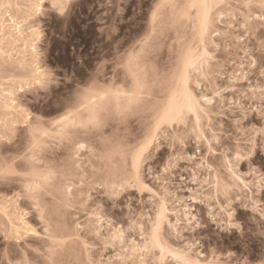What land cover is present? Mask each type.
I'll use <instances>...</instances> for the list:
<instances>
[{
    "label": "rangeland",
    "instance_id": "obj_1",
    "mask_svg": "<svg viewBox=\"0 0 264 264\" xmlns=\"http://www.w3.org/2000/svg\"><path fill=\"white\" fill-rule=\"evenodd\" d=\"M34 2L0 0V120L5 125L0 156L35 155L40 161L27 168L34 175L11 179L44 187L40 203L46 216L56 185L72 199L67 231L54 232L60 241L56 249L93 264H264V149L259 141L264 76L252 66L264 29L245 32L243 24V18L258 16L259 10L244 8V0H220L201 42L202 13L192 7L194 0H176L179 7L165 10L155 29L150 9L159 0H68L64 15L49 7L38 15L31 7ZM51 2L42 0L46 6ZM206 50L211 59H201ZM129 56L137 57L133 70L146 85L163 87H152L153 99L145 96L140 104L125 96L101 100L96 94L100 86L131 88L130 80L123 87L126 69L120 66ZM185 75L190 90L206 97L201 99L206 115L200 114L198 125L192 116L186 126H168L171 135L189 137L184 158L172 160L166 172L175 155L169 141L161 139L146 149L145 155H151L141 164L140 175L151 192L136 185L130 156L121 158L118 174H101V161L89 150L93 137L115 132L133 144L142 143L168 99L183 95ZM93 77L95 92L78 95ZM101 105L113 112L119 105L126 117L114 116L99 132L67 121L56 124L69 116L78 125ZM35 117L42 124L34 134L38 148L33 153L28 151L33 137L29 121ZM60 129L63 138L56 135ZM77 143L85 147L77 149ZM22 190L18 182L0 184V252L11 246L33 255L32 248L46 243L45 223ZM163 204L166 218L159 235L165 249L145 253L141 249L152 247V225ZM25 213L24 223L38 235L19 245L6 241L3 231L22 226L19 218ZM119 225L125 230L124 243L109 241L105 247ZM131 239L140 246L133 252ZM45 256V264H52V255L45 251Z\"/></svg>",
    "mask_w": 264,
    "mask_h": 264
},
{
    "label": "snow or ice",
    "instance_id": "obj_2",
    "mask_svg": "<svg viewBox=\"0 0 264 264\" xmlns=\"http://www.w3.org/2000/svg\"><path fill=\"white\" fill-rule=\"evenodd\" d=\"M221 6L220 0H197L196 3L192 5L194 8L203 9V12L200 16V24H199V37L201 42L204 41V38L209 33L210 25H211V10L212 8H218ZM247 9H255L259 10V15L253 17L251 13L248 17L243 18L244 31L251 32L256 27L264 29V0H244L242 5ZM31 7L37 11V14H41L44 7H49L51 10H58L61 15L66 13V10L70 7L68 0H52L50 5H44L42 0H35V2L31 5ZM179 7L176 0H159V2L155 3L150 9L151 13V23L153 29H155L157 22L160 20L163 12L167 9H176ZM260 21L259 25H252L251 20ZM215 35L219 36L220 33L217 32ZM241 39H244V33L240 34ZM147 39V37H146ZM258 51L260 55L257 59L252 60V66L258 67L261 76H264V32H261L260 37L258 39ZM247 55V53H246ZM211 59L208 55V51L206 50L204 53V57L201 59ZM121 67L126 69L125 72V81L124 88H128V82L131 81V88L128 91H122L119 85H110V86H100L101 91L96 93L99 95L101 100L107 99L111 96H125L129 99L130 103L140 104L143 102L144 97L146 96L149 100L153 99L152 87H163V84L153 85L149 87L145 84V82L140 78L139 74L133 70L134 66L137 65V57L129 56L127 57L126 64H121ZM92 83L84 88L82 91L78 90V95L83 96L84 93H94L97 87L95 78H91ZM182 87H183V96L184 103L179 106H174L175 96L173 95L167 101V105L163 108L162 112L155 119L153 125L147 131L145 139L142 143L133 144L127 139H124V143L122 145V156L125 160L130 156L132 159V166L135 170V183L138 185L141 190L151 192V188H148L146 184L143 183V180L140 175L141 164L146 162L148 157L151 155L150 153L146 156V149L150 145L159 144L161 139H167L169 141L168 147L174 149L175 155L171 156L169 159V163L165 165V171L172 166V160H180L183 157V149L185 144L188 142L189 137L187 135H171L168 132V126H173V129L176 125H187L189 117L194 116L195 122L198 125L200 123V114L205 113L204 107L201 106V99H206L204 97L198 98V94H195L192 90H190L188 85V77L185 75L182 79ZM196 87H200L199 83ZM147 89V91H146ZM261 103L264 105V89H261ZM132 109L129 108L128 111ZM77 112L79 109L76 110ZM71 115V114H70ZM114 116H119L120 118L126 117L125 110H122L119 105H117L115 112L110 109L107 105H101L96 108H93L87 117L83 118L82 121L77 125L75 122L70 121L69 116L63 117L62 120L56 121L57 125H60L64 122L72 123L74 127L84 128L86 132L96 131L99 132L103 130L108 122L113 119ZM260 118L264 120V106L260 108ZM32 125L33 129V137L32 143L28 148L29 152L35 153L38 145L35 143L34 134L37 130L41 128L42 121L39 117H35L29 121ZM5 127L4 121L0 120V129ZM255 131V129L253 130ZM261 139L260 147L264 149V128L261 130ZM48 133L45 132V135ZM56 135L61 136L63 138V129H60L56 132ZM3 137V132L0 131V139ZM248 143L255 146L251 137H249ZM5 145L0 143V151H2ZM85 145L83 143H77V149L84 148ZM90 151H95L96 149H89ZM211 151V148H209ZM251 151V149H249ZM5 159L8 161V168L6 170L0 171V184L9 185L12 183H20L23 186V190L21 195L26 199L32 202V206L39 213L40 219L45 223V227L43 228V232L45 234L46 243L38 245V247H34L31 249V253L33 255L28 254V250L22 249L19 247L13 248L8 247L0 252V264H45L48 256H45V251L50 255H52L56 250V245L60 243L54 237V232H60V225H57L54 228L53 221L51 219V213L48 207V216L45 215L44 209L41 207L40 203V195L45 191L44 187L40 184L35 183L32 180H19L14 181L12 177H22V176H30L34 175L33 171H28L27 168L29 165L34 167L35 163H39L40 161L36 160V156L27 157L26 154H17L12 155L9 154ZM19 169V171L17 170ZM71 189H69V192ZM66 207H70V205H66ZM26 213L21 215L19 218L20 225L22 226H13L11 231L4 230L3 236L4 239L8 242H16L17 245L23 240H25L28 236L35 237L38 235L35 229H32L30 226L24 223V216ZM11 223V222H9ZM79 227V225H77ZM160 225L157 223L156 227L152 232V247H148L147 244L141 249V251L145 253H152V250L156 247H160L161 251L164 249L160 246V235H159ZM99 235V233H96ZM47 241H51V243H47ZM109 241L112 243L119 242L121 244L125 241V236L122 230L117 229L115 233L105 240V247L109 246ZM85 247H88L85 244ZM40 249H44L41 251ZM133 251H136L133 248ZM89 264H93L91 260H89ZM185 264H188L185 261ZM191 264H195V262H191ZM244 264H247V261H244Z\"/></svg>",
    "mask_w": 264,
    "mask_h": 264
},
{
    "label": "clouds",
    "instance_id": "obj_3",
    "mask_svg": "<svg viewBox=\"0 0 264 264\" xmlns=\"http://www.w3.org/2000/svg\"><path fill=\"white\" fill-rule=\"evenodd\" d=\"M107 127V126H106ZM95 150V154L101 161V167L98 171L106 176H111L113 173L119 172V162L122 156V145L124 138L117 133H110L105 136L101 133L98 137L94 136L90 141ZM66 169H70L71 160L65 162ZM8 168V161L5 157L0 156V171ZM66 205L72 206V199L63 193L60 185H56L53 192V198L49 202L48 207L51 213L54 228L60 225L59 231H67L68 228V209ZM74 255V254H73ZM52 264H89V261L79 259H71L70 254L66 250L56 249L52 254ZM191 264V261H187Z\"/></svg>",
    "mask_w": 264,
    "mask_h": 264
},
{
    "label": "bare ground",
    "instance_id": "obj_4",
    "mask_svg": "<svg viewBox=\"0 0 264 264\" xmlns=\"http://www.w3.org/2000/svg\"><path fill=\"white\" fill-rule=\"evenodd\" d=\"M194 2L196 3L197 2V0H194ZM199 11L202 13L203 12V9H199ZM189 61H190V59H189ZM188 61V62H189ZM195 61V60H194ZM192 62V61H191ZM195 63V62H194ZM186 65H188V63H186ZM185 65V66H186ZM179 93V92H178ZM205 96V95H204ZM175 97H176V94H175ZM206 98V97H205ZM184 103V96L182 95L181 97H178V95H177V97L175 98V100H174V106H179V105H181V104H183ZM237 154V152H235V155ZM164 218H166V207L164 206V204L160 207V209H159V211H158V213H157V215L155 216V218H154V222H153V229L156 227V225H157V223H159V225H160V228H161V225H162V223H163V221L165 220ZM174 227V226H173ZM119 230H122L123 231V233H124V229H123V227L121 228L120 227V225H119ZM132 241L131 242H133V244L131 245V248H129L130 250H131V252H133V248H135L136 250L140 247L139 246V244H137V242H136V240H134V239H131ZM160 246L163 248V249H165V247H164V245L162 244V242L160 241ZM181 254V253H180ZM183 259H185V260H188V256L187 255H185V253H183L182 252V254L180 255Z\"/></svg>",
    "mask_w": 264,
    "mask_h": 264
}]
</instances>
